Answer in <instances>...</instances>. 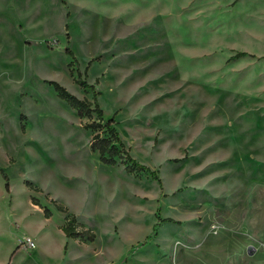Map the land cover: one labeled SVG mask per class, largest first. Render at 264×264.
Returning <instances> with one entry per match:
<instances>
[{
  "label": "rangeland",
  "instance_id": "rangeland-1",
  "mask_svg": "<svg viewBox=\"0 0 264 264\" xmlns=\"http://www.w3.org/2000/svg\"><path fill=\"white\" fill-rule=\"evenodd\" d=\"M78 72L159 182L91 151ZM0 264H264V0H0Z\"/></svg>",
  "mask_w": 264,
  "mask_h": 264
},
{
  "label": "trees",
  "instance_id": "trees-1",
  "mask_svg": "<svg viewBox=\"0 0 264 264\" xmlns=\"http://www.w3.org/2000/svg\"><path fill=\"white\" fill-rule=\"evenodd\" d=\"M64 52L71 60L68 64V67L70 68V75H72V67L76 63V58L74 56V53L69 48L66 47ZM242 54L243 53H240V55ZM46 83L53 89L58 99L64 102L70 109L76 111L80 117L85 116L87 118H90L93 114L96 115L97 121L86 124L83 128L94 133L91 138L90 149L92 152L98 153L100 159L106 165L115 166L119 163L124 166L125 172L127 174H148L152 176L154 180L159 182L157 173L155 171H152L148 167L136 162L129 155V150L121 141L117 130L113 126L112 119H103V112L96 101L97 93L94 90V86L89 85L85 81H83L79 72L75 79V83L82 89H89L90 91H92V102L76 98L56 82L50 81ZM1 175L5 180V190L9 192L7 177L3 173H1ZM34 205L37 204L34 203ZM59 208L62 209V207ZM44 216L45 218H49L50 212L48 209H45ZM60 229L67 239L79 240V242L82 243H91L95 239V235L91 230H78L76 218L74 215L66 217L65 224Z\"/></svg>",
  "mask_w": 264,
  "mask_h": 264
},
{
  "label": "built area",
  "instance_id": "built-area-1",
  "mask_svg": "<svg viewBox=\"0 0 264 264\" xmlns=\"http://www.w3.org/2000/svg\"><path fill=\"white\" fill-rule=\"evenodd\" d=\"M20 245L25 251H33L36 248L35 243L29 237H24Z\"/></svg>",
  "mask_w": 264,
  "mask_h": 264
}]
</instances>
